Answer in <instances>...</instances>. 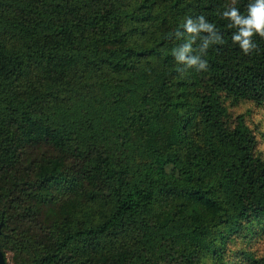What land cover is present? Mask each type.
<instances>
[{
    "label": "trees",
    "instance_id": "1",
    "mask_svg": "<svg viewBox=\"0 0 264 264\" xmlns=\"http://www.w3.org/2000/svg\"><path fill=\"white\" fill-rule=\"evenodd\" d=\"M231 5L0 0L7 262L264 264L252 251L264 159L248 122L264 110V38L244 54L220 15ZM200 15L225 41L206 55L211 35L182 27ZM193 40L205 71L172 54Z\"/></svg>",
    "mask_w": 264,
    "mask_h": 264
},
{
    "label": "clouds",
    "instance_id": "2",
    "mask_svg": "<svg viewBox=\"0 0 264 264\" xmlns=\"http://www.w3.org/2000/svg\"><path fill=\"white\" fill-rule=\"evenodd\" d=\"M235 3L236 0H232V5L227 6L220 15L229 21V28L237 29L232 35L233 43L238 44L244 54L249 55L258 47L254 42V37L264 38V0H249L246 13H241ZM182 27L188 34L200 36L207 33L211 35V39L207 36L203 37V55H206L211 45L225 42L216 25L209 22L204 15L198 16L195 21L191 17L186 18ZM180 35H182L180 31L175 33L176 37ZM192 42L194 40L183 47L174 48L172 54L178 63L188 68H195L197 71H205L208 68V62L199 55H191Z\"/></svg>",
    "mask_w": 264,
    "mask_h": 264
},
{
    "label": "rangeland",
    "instance_id": "3",
    "mask_svg": "<svg viewBox=\"0 0 264 264\" xmlns=\"http://www.w3.org/2000/svg\"><path fill=\"white\" fill-rule=\"evenodd\" d=\"M249 124L256 130L257 141H258V152L261 154L264 159V110L255 109L248 115ZM258 235L255 239V243L252 245V251L257 253L264 252V231L259 229L257 231ZM236 251H241L239 248ZM8 262L13 264V261L8 255Z\"/></svg>",
    "mask_w": 264,
    "mask_h": 264
},
{
    "label": "water",
    "instance_id": "4",
    "mask_svg": "<svg viewBox=\"0 0 264 264\" xmlns=\"http://www.w3.org/2000/svg\"><path fill=\"white\" fill-rule=\"evenodd\" d=\"M3 226H4V221L0 223V236L2 235ZM0 264H9L5 259V255L2 251L1 245H0Z\"/></svg>",
    "mask_w": 264,
    "mask_h": 264
}]
</instances>
